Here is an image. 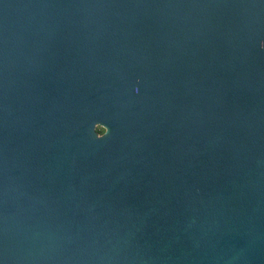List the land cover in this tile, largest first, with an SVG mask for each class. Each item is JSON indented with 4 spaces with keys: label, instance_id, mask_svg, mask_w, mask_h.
Masks as SVG:
<instances>
[{
    "label": "water",
    "instance_id": "obj_1",
    "mask_svg": "<svg viewBox=\"0 0 264 264\" xmlns=\"http://www.w3.org/2000/svg\"><path fill=\"white\" fill-rule=\"evenodd\" d=\"M261 42L264 0H0V264H264Z\"/></svg>",
    "mask_w": 264,
    "mask_h": 264
},
{
    "label": "clouds",
    "instance_id": "obj_2",
    "mask_svg": "<svg viewBox=\"0 0 264 264\" xmlns=\"http://www.w3.org/2000/svg\"><path fill=\"white\" fill-rule=\"evenodd\" d=\"M261 47L264 48V42H261Z\"/></svg>",
    "mask_w": 264,
    "mask_h": 264
},
{
    "label": "trees",
    "instance_id": "obj_3",
    "mask_svg": "<svg viewBox=\"0 0 264 264\" xmlns=\"http://www.w3.org/2000/svg\"><path fill=\"white\" fill-rule=\"evenodd\" d=\"M99 132H100V133H102V132H103V130H102V129H100V130H99Z\"/></svg>",
    "mask_w": 264,
    "mask_h": 264
}]
</instances>
